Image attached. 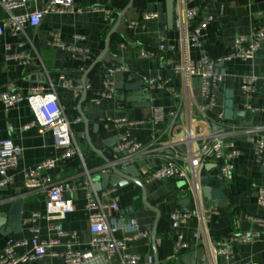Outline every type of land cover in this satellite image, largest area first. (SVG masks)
I'll return each mask as SVG.
<instances>
[{"label":"crops","instance_id":"0c3cea01","mask_svg":"<svg viewBox=\"0 0 264 264\" xmlns=\"http://www.w3.org/2000/svg\"><path fill=\"white\" fill-rule=\"evenodd\" d=\"M1 2L2 0H0V21L3 22L10 16L26 15L44 6L41 1L29 0L24 8L9 13L3 9ZM74 2L77 6L86 9L93 7L116 9L118 14L130 0H74ZM166 2L167 0H135L133 8L127 12L117 32L112 36L107 55L87 76L86 72L104 49L105 40L116 23L117 14L111 22H107L102 13L47 14L36 29L26 27L23 34L14 36L6 28L4 35L0 37V92L8 86H13L15 92L23 94L36 87L54 88L60 104L66 109L67 117L72 122L75 144L80 149L93 180L100 178V170L104 168L105 162L89 148L83 121L74 123L77 117L81 119L78 112L80 106L86 110L85 115L91 120L92 125L99 126L101 138L92 133L93 126L90 128L94 146L114 162L116 157L112 150L115 143L111 146L104 143L116 138L118 134V129L110 123V120L127 119L132 122H145L132 127L130 133L145 146H152L158 143L157 139L162 143L171 139L174 127L173 115L178 116L177 123L181 126L188 122V95L200 105L205 103L201 95L199 77H192L186 82L184 75H175L171 68L164 65V59L167 57L174 58L178 63L199 57V50L182 42V35L176 29L175 23L169 28ZM188 6L202 8L204 14L213 19L203 38L204 50L213 59L228 55L237 37L248 35L256 27L264 25V0H193ZM146 12H156L160 17L154 21L143 22L141 17ZM132 22H138V25L129 28ZM53 33H59L62 41L67 44H72L77 36L83 38L77 42V45L90 50V57L66 55L51 47L49 41ZM162 39L173 45L175 51L169 54L156 51L150 59L139 57L142 49L157 50ZM16 54H22L24 60H8V56ZM122 69L127 72L119 71ZM217 70L224 76V82L218 92L214 118L219 119L223 115L225 93L231 91L234 108L246 112L245 122L252 121L250 126L226 121L230 126L238 128V132L232 138L240 151V157L235 161L233 179L220 183L216 177L217 165L209 164L211 167L203 172V182L207 180L209 183L202 182L201 192L189 191L183 182L172 179L148 184L146 176L158 166L162 157L171 152V149L156 151L158 149L156 145L152 147L151 150H154L152 153L131 164L135 165L141 174L148 201L162 213L157 247L163 264H196L205 252L208 241L223 240L231 234L246 232H259L261 236L253 245L236 247L238 259L243 264H264V230L259 224L250 220V217L264 219V208H260L257 204V191L264 187V173L263 168L255 161L253 146L247 140L248 136L245 133L250 131L253 136L264 134V112L253 114L246 111L243 106L245 99L241 91L243 76L256 75L264 78V43L254 59L221 63L218 64ZM110 71L115 73L111 75ZM133 75L143 78L145 85L150 79L161 78L165 86L150 90L149 100H146L147 96L144 95L140 103L134 102L133 94L124 89H116L110 101H104L100 105L95 103V97L103 89L105 79L112 78L116 84L132 83ZM62 77L71 80L76 86H82L86 77L88 90L86 98L83 100V92L76 98L72 90L63 88ZM169 89L176 90L182 98H175ZM146 102H149L151 107L141 108L140 104ZM252 104L264 108L263 88H258L252 98ZM158 109L163 111L164 116L161 121L156 122ZM33 120L31 109L26 103L13 108H5L0 103V139L11 140L23 150L18 167L9 171L10 184L0 189V218L11 219L18 210L20 229L8 236L0 234V253L10 237L16 240H29L31 234L25 226V221L34 213H46V196L24 189V172L46 160L57 159L61 155L55 147L50 132L40 134L36 128L25 129V126L31 124ZM106 151L111 152L112 156H107ZM51 174L54 181L66 189L85 180L79 157L59 161ZM117 188L114 198L118 201L122 216L135 219L142 231L151 234L156 215L144 206L141 189L134 183ZM221 188L223 190L219 192ZM205 189L213 191L214 194L209 193L206 197ZM84 195V190H78L73 197L74 211L62 225L66 231L74 232L77 241L85 248L91 239V233ZM185 200L188 204L182 206L181 202ZM17 204H20V207L15 209ZM198 208H217L221 214L210 224L206 236L200 221L192 218L183 230L189 247L177 256L173 251L175 236L170 214L176 210L191 212ZM40 225L42 237L47 238L46 222L41 221ZM12 226L8 222L5 228L11 229ZM131 250L142 257L147 254L154 257L150 239L134 243ZM22 264H64V262L60 258L46 257ZM141 264L147 263L143 261Z\"/></svg>","mask_w":264,"mask_h":264},{"label":"built area","instance_id":"2783aa9c","mask_svg":"<svg viewBox=\"0 0 264 264\" xmlns=\"http://www.w3.org/2000/svg\"><path fill=\"white\" fill-rule=\"evenodd\" d=\"M29 0H2L1 6L9 13L24 8ZM43 2V8L32 13L19 16H10L7 21H0V37L7 28L12 35L25 32L26 27L36 29L40 26L47 14H83L85 12L102 13L107 22L117 14L116 9L105 7H93L90 9L76 5L74 0H32ZM175 27L182 35V42L199 50V57L187 59L178 63L174 58L164 59V65L171 68L175 75H184L186 82L192 77H199L201 81V95L205 103L198 104L193 97L188 95V122L184 125L177 123L178 116L173 115L174 124L172 136L168 142H159L157 139L156 151L171 149L147 176L148 184L172 179L181 181L189 191L201 192L203 172L209 164L218 167L217 180L226 183L233 179L235 161L240 157L233 136L238 128L226 123L223 115L219 119L214 118L213 112L217 107L218 92L220 91L224 76L217 70L218 64L229 63L235 60L248 61L254 59L261 45L264 43V25L256 27L250 34L239 36L235 39L231 52L218 59L211 58L204 50L203 38L208 30L212 18L204 14L202 8L189 7L193 0H175ZM156 12L142 14L141 21L150 22L159 19ZM138 22H132L129 28H134ZM83 40L75 37L72 44L62 41L59 33L50 36L49 45L70 56H82L89 58L90 50L77 45ZM156 51L172 53L173 45H169L166 39H162L157 50L142 49L139 52L141 59H150ZM8 60L23 61L22 54L8 56ZM127 72V70H119ZM115 72L110 71L113 75ZM61 86L72 90L78 98L83 92V86L75 85L65 77L61 78ZM149 90L164 88L165 83L161 78L150 79L146 82ZM258 88L264 89V78L256 75L243 76L241 91L245 102L246 111L257 114L264 112V108L255 107L252 98ZM116 83L112 78L104 81L103 89L96 95L95 103L113 99ZM175 98H182L174 89H169ZM0 103L5 108H13L26 103L33 114L34 120L25 129L36 128L40 134L50 132L55 141V147L61 152L57 159L46 160L34 168L24 172V189L28 192H39L46 196V213H34L25 221L31 237L29 240H16L8 238L5 247L0 253V264H22L34 262L46 257L60 258L64 264H154V257L147 254L142 257L132 252V245L141 240H149L150 232L142 231L135 219H127L122 216L118 201L114 198L118 188L110 186L101 192H96L93 187V179L87 168L85 159L80 149L75 144L72 134V122L67 117L66 109L60 104L57 92L54 88L45 89L36 87L28 93H17L13 86H8L0 92ZM163 111L156 110L155 121L163 119ZM81 122L77 117L74 123ZM110 123L118 129L117 141L113 146V154L116 157L114 164L119 169H125L137 159L152 153V146H145L134 139L130 129L142 125L145 122H132L127 119L110 120ZM247 140L253 146V153L257 165L264 168V134L251 135L245 132ZM182 134V136H180ZM23 150L11 140L0 139V189L7 187L11 182L9 171L16 169L22 158ZM79 157L83 167L85 180L69 188L54 181L52 171L59 161ZM105 172L110 173V170ZM84 190L85 211L87 213L91 239L87 247H83L77 241L74 232L64 229L62 223L73 213V197L78 190ZM257 204L264 208V187L257 191ZM217 208H198L191 212L176 210L170 214L172 231L175 236L173 251L175 255L188 249L189 245L184 238V228L192 218L200 221L202 230L207 235V230L213 220L220 216ZM264 230V219L252 218ZM41 221L46 222L45 231L47 238L42 237ZM261 236L259 232H246L231 234L223 240L208 241L206 250L196 264H243L237 257L235 248L240 245H253ZM163 264V263H161Z\"/></svg>","mask_w":264,"mask_h":264},{"label":"water","instance_id":"95a60500","mask_svg":"<svg viewBox=\"0 0 264 264\" xmlns=\"http://www.w3.org/2000/svg\"><path fill=\"white\" fill-rule=\"evenodd\" d=\"M134 2L135 0H130L129 4L121 11L117 14V20L116 23L114 25V27L112 28V30L109 32L106 40H105V45H104V49L103 51L100 53V55L96 58V60L93 62V64L90 66L89 70L86 72V76L97 66L99 65L104 57L107 55L108 51H109V47H110V43H111V38L112 36L117 32L118 28L120 27L122 21L125 19V16L127 14V12L133 8L134 6ZM166 17H167V23L169 28H172L174 26L175 23V0H167L166 2ZM133 82L132 83H117L116 84V89L119 90H126L128 92H130L131 94H133V101L140 103L142 101V97L144 95L147 96L146 100H149V94H150V90L148 88H146L145 82L143 80V78L138 77L136 75H133L132 77ZM86 77L85 80L82 82V86H83V100L86 98L87 95V86H86ZM141 108H150L151 104L149 102L140 104ZM86 110H83L81 108V106L78 109L79 115L81 117V120L83 121L84 127H85V138L87 141V144L89 146V148L91 149L92 152H94L96 155L101 156L105 162V166L104 168H102L101 171V175L99 179L93 180V187L94 190L96 192H101L102 190L108 188V186H125L128 183H134L136 184L142 191V201L145 207H147L148 209H150L151 211H153L156 215V219H155V223L150 235V241L153 247V251H154V264H161V260L159 257V253H158V247H157V236H158V227H159V223L161 221L162 218V213L160 212V210H158L157 208H155L149 201L147 198V190L145 185L143 184L142 180H141V174L138 171L137 167L135 165H129L127 166L125 169H119L118 167L115 166L114 162L111 161L109 158L105 157V155L100 152L99 150H97V148L94 146L92 139H91V126H93L92 128V133L97 135L98 138H101V135L99 133V126L96 124L92 125L91 120H89L86 115L85 112ZM245 117H246V112L244 110H236L234 108V102H233V92L231 91H226L225 93V109L223 112V118L225 121L227 122H239L241 124H245L246 126H250L252 125V121L251 122H245ZM182 136V134L180 135ZM117 141V138H113L111 140H107L104 143L107 146H111L112 144H114ZM105 154L107 156H112V153L109 151H106ZM211 167V165H207L206 169H209ZM106 170H110V173L105 172ZM262 172L264 173V168L262 169ZM209 182L207 180H204L203 184H208ZM223 188H221L219 190L222 191ZM209 193L214 194L213 191H210L208 189L204 190V194L207 197ZM188 201H182L181 205L182 206H187ZM20 204H17L14 208H19ZM184 212H188L187 210H184ZM15 213V211H14ZM19 211L17 210V214L15 213V216H13L11 219H7V218H0V234L3 235H11L12 232H17L18 229H20V221H19ZM10 223L12 226L11 229H7L5 228V225L7 223Z\"/></svg>","mask_w":264,"mask_h":264}]
</instances>
